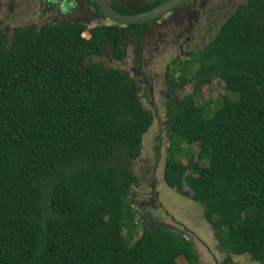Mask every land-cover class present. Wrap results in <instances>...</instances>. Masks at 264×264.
<instances>
[{"label": "trees", "instance_id": "16d2710c", "mask_svg": "<svg viewBox=\"0 0 264 264\" xmlns=\"http://www.w3.org/2000/svg\"><path fill=\"white\" fill-rule=\"evenodd\" d=\"M136 1L110 5L135 13L164 0ZM146 23L95 25L88 38L81 21L0 29V264H200L184 231L135 217L131 162L156 111L134 77L93 60H120V33ZM175 62L167 85L193 90L164 102L163 182L201 208L217 264H264V0L237 4ZM216 79L236 97L195 103Z\"/></svg>", "mask_w": 264, "mask_h": 264}, {"label": "rangeland", "instance_id": "374dc122", "mask_svg": "<svg viewBox=\"0 0 264 264\" xmlns=\"http://www.w3.org/2000/svg\"><path fill=\"white\" fill-rule=\"evenodd\" d=\"M40 1L41 3L38 0H0V29L10 30L17 26H38L46 22H65L72 19L85 23L94 21L91 17L85 19L86 14L82 13L84 9L80 8V2ZM108 1L114 2V0ZM215 1H206L203 7L186 6L192 3L188 1L166 16L146 23L137 38L138 46L136 43H131L129 37L123 38V56L118 61L110 60L106 51L100 56L93 57V60L102 63L105 67L127 71L141 85L139 95L143 107L156 111L155 119L142 136L140 154L131 162L136 178V183L131 188L135 217L140 220V224L174 227L184 231L186 237L193 241L200 264H217L222 259L223 254L216 250L217 242L213 231L204 220L201 208L188 198L175 197L162 179L163 155L168 134L164 102L167 98L190 93L193 90V82L186 83L181 90L176 89L170 84L167 85L164 74L167 69L172 70V76L177 78L179 72L175 60L181 61L185 57V52L199 49L215 32L220 24L219 17H223L215 6ZM241 1L230 0L227 8L222 10H227L228 15L232 7ZM225 2L228 3L227 0ZM196 11L198 16L193 19ZM185 14H189L192 20L188 22ZM97 19H99L97 23H107L106 20ZM84 35L88 37L87 33ZM137 60L139 64L135 63ZM222 86L223 82L219 79L200 86L194 97L195 103L199 104L203 100L215 98L220 92L226 93L229 99L236 97L233 92L222 91ZM145 89H147L146 98ZM196 148L193 147L197 150ZM232 259L237 264H259L250 260L246 254L232 255ZM178 264H186V262L179 259Z\"/></svg>", "mask_w": 264, "mask_h": 264}, {"label": "water", "instance_id": "95a60500", "mask_svg": "<svg viewBox=\"0 0 264 264\" xmlns=\"http://www.w3.org/2000/svg\"><path fill=\"white\" fill-rule=\"evenodd\" d=\"M92 1L99 10L101 16L106 20L119 25H133L165 16L171 10L190 0H164L149 9L135 13H120L114 10L107 0Z\"/></svg>", "mask_w": 264, "mask_h": 264}, {"label": "flooded vegetation", "instance_id": "af4514ba", "mask_svg": "<svg viewBox=\"0 0 264 264\" xmlns=\"http://www.w3.org/2000/svg\"><path fill=\"white\" fill-rule=\"evenodd\" d=\"M40 3H41V1L40 0H38ZM71 1H73V2H80L79 3V6H80V8H83V7H85V6H88V2H87V0H71ZM108 1V0H107ZM192 3H189V4H187L186 6H189V5H196V6H198V7H203L204 5H206V1H209V0H190ZM228 1V3L227 2H225V0H216L215 1V6L219 9L218 11H220L221 12V16H223L222 18H220L219 17V19H220V23L223 21V19L226 17V16H229V15H227L226 14V11H224L225 10V7L227 8V5L229 4V2H230V0H227ZM214 2V1H213ZM39 3V4H40ZM111 3V2H110ZM185 6V7H186ZM46 7V6H45ZM180 7V6H179ZM224 8V10H222ZM176 9V8H175ZM175 9H173V10H171V11H175ZM90 12V9L87 11H83L82 13H85L86 14V16H85V19L88 17L89 19H90V17L91 18H94V20H99V19H97V17H98V15H95V16H90L91 15V13H89ZM201 12H204V11H201ZM90 14V15H89ZM89 15V16H88ZM166 16V15H165ZM185 16V18H187V20H188V22L190 21V20H192L191 19V17L189 16V14H185L184 15ZM198 16V12L196 11V13L194 14V16H193V19H196V17ZM218 18V17H217ZM66 19H68V18H66ZM158 19V18H157ZM72 20H74V19H72ZM156 20V19H155ZM154 21V20H153ZM220 25V24H219ZM219 25H218V27H219ZM217 27V28H218ZM216 28V29H217ZM136 44H137V46L139 45V42L137 41L136 42ZM165 76V75H164Z\"/></svg>", "mask_w": 264, "mask_h": 264}, {"label": "clouds", "instance_id": "9594fccd", "mask_svg": "<svg viewBox=\"0 0 264 264\" xmlns=\"http://www.w3.org/2000/svg\"><path fill=\"white\" fill-rule=\"evenodd\" d=\"M244 0H242L241 2H239V3H242ZM110 3V2H109ZM239 3H237V4H239ZM236 4V5H237ZM235 5V6H236ZM235 6H233L232 7V9L230 10V13L228 14V15H230L231 14V12H232V10H233V8L235 7ZM85 7H86V9H85ZM85 7H83V9H84V11H86L87 10V8L88 9H90V12L89 13H91V15L90 16H95L94 15V13H93V9H92V7L90 6V5H88V6H85ZM88 11V10H87ZM227 17V16H226ZM97 18H101V19H103V20H106L105 18H103L101 15H98V17ZM94 19V18H93ZM153 20H155V19H153ZM153 20H150V21H147V23H150L151 21H153ZM71 21H75V20H71ZM99 20H94L92 23H85V22H83V21H81L82 23H84L85 25H86V29H83L82 30V32H81V36H85L84 35V33H87L88 34V37H89V29L92 27V26H95V25H102V24H116V23H112V22H110V21H108V20H106V22L107 23H102V24H100V23H97ZM65 22H68V21H65ZM145 23V22H144ZM92 24H95V25H92ZM140 24V23H139ZM117 25H119V24H117ZM119 26H125V25H119ZM131 30H133V29H131ZM216 30V29H215ZM136 34H135V32L134 31H125V32H121L120 33V40H121V42H122V44H124V41H123V38L125 37V36H127V37H129V41L131 42V43H136L137 42V38H138V36H135ZM88 37H85V38H88ZM123 49H124V46H123ZM135 63L136 64H139V61L137 60V61H135ZM121 71H124V70H121ZM124 72H126L127 73V71H124ZM128 74V73H127ZM129 75V74H128ZM165 75V74H164ZM138 84V83H137ZM138 86H139V93H140V90H141V85L140 84H138ZM147 92V89H145V93ZM145 93H144V97L146 98V96H145Z\"/></svg>", "mask_w": 264, "mask_h": 264}]
</instances>
